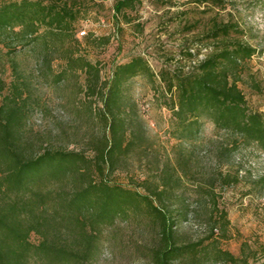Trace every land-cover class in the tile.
Here are the masks:
<instances>
[{
    "label": "rangeland",
    "instance_id": "374dc122",
    "mask_svg": "<svg viewBox=\"0 0 264 264\" xmlns=\"http://www.w3.org/2000/svg\"><path fill=\"white\" fill-rule=\"evenodd\" d=\"M4 1L9 0H0ZM74 1L81 3L84 13L73 37L51 39L48 48L40 44L11 56L0 54V105L20 93L25 110L21 138L26 148L34 156L46 149H62L94 158L98 144L109 135L100 112L105 83L116 63L142 55L155 78L138 76L124 90L126 114L142 123L145 135L120 156L115 171L106 178L147 192L144 180L158 181L163 166L177 168L181 176L186 172L168 203L173 210L182 203L190 210L187 219L178 215V243H200V249L174 264H264V151L256 143L235 145L232 136L207 120L197 138H178L159 75L164 69L188 71L209 53L214 43L204 39V34L214 19L237 22L243 40L258 48L242 72L240 86L248 106L264 113V0H226L223 8L197 0H169L168 4L140 0L119 16L114 10L118 0ZM82 30L87 33L81 34ZM188 49L195 57L188 56ZM67 52L82 55L101 69L95 94L90 90L95 77L79 68L66 69ZM254 76L260 89L255 87ZM227 175L229 183L224 181ZM212 182L213 195L202 189L213 186ZM216 203L227 211L230 224L224 227L220 220L215 236L209 238ZM158 231L145 212L119 218L102 235L100 254L85 264H153ZM39 240L32 235L33 242ZM219 250L231 252L236 261L222 257Z\"/></svg>",
    "mask_w": 264,
    "mask_h": 264
},
{
    "label": "trees",
    "instance_id": "16d2710c",
    "mask_svg": "<svg viewBox=\"0 0 264 264\" xmlns=\"http://www.w3.org/2000/svg\"><path fill=\"white\" fill-rule=\"evenodd\" d=\"M223 8L226 0H197ZM140 0H118L116 15L134 9ZM165 4L169 0H162ZM81 3L74 0H9L0 2V54H16L26 47L49 40H67L75 35V25L83 15ZM130 19V18H129ZM243 29L234 21L214 19L204 34L212 41L209 53L190 70L164 69L160 78L165 85L166 106L172 112L175 134L180 139H195L204 121L232 136L237 145L256 143L264 151V113L252 110L240 86L247 62L258 48L244 41ZM90 37V36H89ZM108 41L109 37L103 38ZM188 56L195 57L190 49ZM68 70L77 68L95 77L90 90L96 93L101 69L88 58L66 53ZM48 62V57L45 58ZM48 64V63H47ZM155 72L148 60L135 55L116 63L103 94L100 110L109 135L99 143L89 159L83 152L46 149L34 156L21 138L25 119L19 94L0 105V264H85L100 254L101 237L107 227L132 213L145 214L159 227V245L152 249L153 264H174L186 254H195L200 243L179 244L176 238L178 215L187 219L185 203L177 210L168 203L179 175L163 166L158 181L144 180L147 192L112 183L107 174L115 171L121 155L142 142V123L126 114L125 85L132 79ZM255 87L260 85L253 77ZM226 150L229 145L225 146ZM98 175L99 178H96ZM230 175L224 176L229 183ZM204 188L214 194L215 184ZM180 211V212H179ZM209 238L230 221L225 209L214 205ZM40 237L32 241V235ZM219 255L229 261L235 256L224 250Z\"/></svg>",
    "mask_w": 264,
    "mask_h": 264
},
{
    "label": "built area",
    "instance_id": "2783aa9c",
    "mask_svg": "<svg viewBox=\"0 0 264 264\" xmlns=\"http://www.w3.org/2000/svg\"><path fill=\"white\" fill-rule=\"evenodd\" d=\"M86 33H87L86 30H82V31H81V34H83V35H85Z\"/></svg>",
    "mask_w": 264,
    "mask_h": 264
}]
</instances>
